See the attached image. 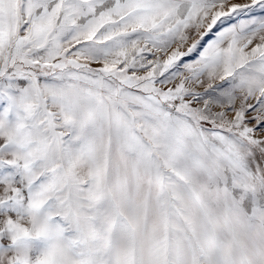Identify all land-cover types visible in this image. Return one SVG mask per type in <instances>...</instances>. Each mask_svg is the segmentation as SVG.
Listing matches in <instances>:
<instances>
[{
	"label": "snow or ice",
	"instance_id": "6c2138e0",
	"mask_svg": "<svg viewBox=\"0 0 264 264\" xmlns=\"http://www.w3.org/2000/svg\"><path fill=\"white\" fill-rule=\"evenodd\" d=\"M0 264H264V0H0Z\"/></svg>",
	"mask_w": 264,
	"mask_h": 264
}]
</instances>
